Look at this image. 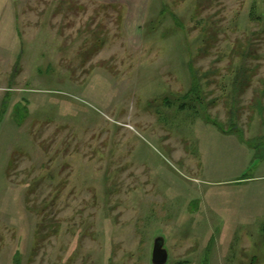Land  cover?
Wrapping results in <instances>:
<instances>
[{
    "label": "rangeland",
    "instance_id": "1",
    "mask_svg": "<svg viewBox=\"0 0 264 264\" xmlns=\"http://www.w3.org/2000/svg\"><path fill=\"white\" fill-rule=\"evenodd\" d=\"M158 236L264 264V0H0V264Z\"/></svg>",
    "mask_w": 264,
    "mask_h": 264
},
{
    "label": "water",
    "instance_id": "2",
    "mask_svg": "<svg viewBox=\"0 0 264 264\" xmlns=\"http://www.w3.org/2000/svg\"><path fill=\"white\" fill-rule=\"evenodd\" d=\"M169 261V253L165 248V239L162 236L155 238L152 262L153 264H167Z\"/></svg>",
    "mask_w": 264,
    "mask_h": 264
},
{
    "label": "trees",
    "instance_id": "3",
    "mask_svg": "<svg viewBox=\"0 0 264 264\" xmlns=\"http://www.w3.org/2000/svg\"><path fill=\"white\" fill-rule=\"evenodd\" d=\"M235 128H236V126H233V127H232V129H235ZM230 130H231V129H230Z\"/></svg>",
    "mask_w": 264,
    "mask_h": 264
}]
</instances>
